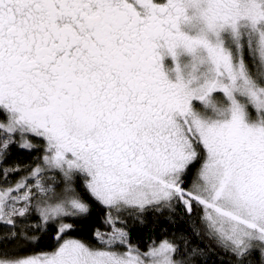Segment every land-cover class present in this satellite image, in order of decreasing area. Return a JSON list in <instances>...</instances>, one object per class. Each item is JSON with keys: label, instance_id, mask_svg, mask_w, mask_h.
I'll return each instance as SVG.
<instances>
[{"label": "snow or ice", "instance_id": "6c2138e0", "mask_svg": "<svg viewBox=\"0 0 264 264\" xmlns=\"http://www.w3.org/2000/svg\"><path fill=\"white\" fill-rule=\"evenodd\" d=\"M0 166V264H264V0H0Z\"/></svg>", "mask_w": 264, "mask_h": 264}, {"label": "trees", "instance_id": "16d2710c", "mask_svg": "<svg viewBox=\"0 0 264 264\" xmlns=\"http://www.w3.org/2000/svg\"><path fill=\"white\" fill-rule=\"evenodd\" d=\"M43 155L42 151H26L23 149H19L17 147H13L11 150V155L8 160V164H16L19 166L20 171L17 172L14 176L8 177V183L13 184L16 179L20 176L27 175L31 169H34L37 165H42V160L40 157ZM2 167V166H0ZM58 176V174H57ZM4 180L0 177V186H3ZM62 185H57V190ZM85 199H88L85 194ZM93 215L91 220L88 222L86 226L81 227L79 230L74 231L70 234L71 238L80 239L90 245H94L96 247H100L98 240L96 239L94 232L96 229H99L102 232H108L110 229L104 223L105 218V209L100 206L93 205ZM200 209L196 210L195 215L193 216V220H196L199 223L197 217L200 216ZM127 218V217H125ZM151 219V217H149ZM187 221L188 217H184ZM183 227V226H182ZM19 228L17 229V234H19ZM10 229L5 225H0V250H6L11 255L14 256H29V255H38L44 252H50L54 250L57 246V241L53 238V232L49 231L46 234L41 235L40 240L34 244H25L22 240H9L4 239V237L9 233ZM29 235L32 234L31 229H25ZM166 232L163 230H150L148 228H144L143 230H134L131 233L132 242L138 245L140 248H144L146 245L150 244L153 240L159 241L166 236ZM170 238V237H169ZM123 250V249H121ZM219 249H216V252L219 253ZM223 255V254H221ZM4 257L0 256V259ZM216 257L213 256V260ZM227 260V257H225Z\"/></svg>", "mask_w": 264, "mask_h": 264}]
</instances>
